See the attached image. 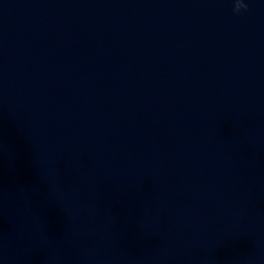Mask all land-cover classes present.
Here are the masks:
<instances>
[{"label":"water","instance_id":"water-1","mask_svg":"<svg viewBox=\"0 0 264 264\" xmlns=\"http://www.w3.org/2000/svg\"><path fill=\"white\" fill-rule=\"evenodd\" d=\"M0 0V264H264V0Z\"/></svg>","mask_w":264,"mask_h":264},{"label":"clouds","instance_id":"clouds-1","mask_svg":"<svg viewBox=\"0 0 264 264\" xmlns=\"http://www.w3.org/2000/svg\"><path fill=\"white\" fill-rule=\"evenodd\" d=\"M242 9L247 10V4L243 0H234L233 12L239 13Z\"/></svg>","mask_w":264,"mask_h":264}]
</instances>
